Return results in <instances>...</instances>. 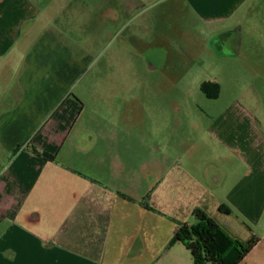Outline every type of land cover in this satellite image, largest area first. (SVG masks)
<instances>
[{
  "label": "crops",
  "instance_id": "crops-1",
  "mask_svg": "<svg viewBox=\"0 0 264 264\" xmlns=\"http://www.w3.org/2000/svg\"><path fill=\"white\" fill-rule=\"evenodd\" d=\"M186 2L223 24L254 0ZM26 3L0 0V264H194L172 241L196 209L243 244L258 239L241 264H264V109L228 107L196 142L177 141L171 112L152 109L146 142V113L123 107L116 144L134 150L112 158L84 134L87 107L72 92L89 56L62 30L23 44Z\"/></svg>",
  "mask_w": 264,
  "mask_h": 264
},
{
  "label": "rangeland",
  "instance_id": "rangeland-1",
  "mask_svg": "<svg viewBox=\"0 0 264 264\" xmlns=\"http://www.w3.org/2000/svg\"><path fill=\"white\" fill-rule=\"evenodd\" d=\"M186 1L27 0L28 20L19 32L22 36L28 30L23 44L31 43L44 28L62 30L75 45L78 59L89 56V67L72 92L87 107L80 122L84 134L96 143L104 141L103 151L112 158L134 150L116 144L123 107L146 113L139 119L146 142L152 109L158 112L155 116L171 112L177 141L194 142L202 140L196 133L217 123L228 107L243 113L264 109V0L248 2L223 24L207 23ZM206 81L220 84L217 99H207L201 92ZM220 133L219 140L225 141L231 132L224 128ZM204 137L214 145L219 141L210 134ZM220 152L232 157L222 147ZM108 164L110 168L114 162Z\"/></svg>",
  "mask_w": 264,
  "mask_h": 264
},
{
  "label": "trees",
  "instance_id": "trees-1",
  "mask_svg": "<svg viewBox=\"0 0 264 264\" xmlns=\"http://www.w3.org/2000/svg\"><path fill=\"white\" fill-rule=\"evenodd\" d=\"M207 93L211 98H217L220 93L219 85H215L214 91ZM193 216L196 224L182 223L172 244H183L191 253L194 264H241L259 243L254 238L243 244L221 229L201 209L194 210Z\"/></svg>",
  "mask_w": 264,
  "mask_h": 264
},
{
  "label": "flooded vegetation",
  "instance_id": "flooded-vegetation-1",
  "mask_svg": "<svg viewBox=\"0 0 264 264\" xmlns=\"http://www.w3.org/2000/svg\"><path fill=\"white\" fill-rule=\"evenodd\" d=\"M226 40V39H225ZM227 41V40H226ZM217 44H219V46H217V45H214V47H218V49L219 50H222L223 49V45H222V43H219V42H217ZM219 85V87H220V92H221V86H220V84L218 83V82H216V81H206V82H203L202 84H201V86H200V90H201V92L203 93V95L207 98V99H210V100H215V99H217V98H211L209 95H208V93L207 92H209L210 90H212V91H214V89H215V85ZM219 95H220V93H219Z\"/></svg>",
  "mask_w": 264,
  "mask_h": 264
}]
</instances>
